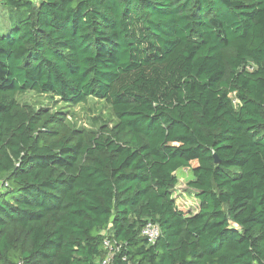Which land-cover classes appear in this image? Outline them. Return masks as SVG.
<instances>
[{"label":"trees","instance_id":"trees-1","mask_svg":"<svg viewBox=\"0 0 264 264\" xmlns=\"http://www.w3.org/2000/svg\"><path fill=\"white\" fill-rule=\"evenodd\" d=\"M106 239L113 264H264V0H0V264H102Z\"/></svg>","mask_w":264,"mask_h":264},{"label":"rangeland","instance_id":"rangeland-1","mask_svg":"<svg viewBox=\"0 0 264 264\" xmlns=\"http://www.w3.org/2000/svg\"><path fill=\"white\" fill-rule=\"evenodd\" d=\"M17 100L21 105L34 110L49 109L52 112H66L69 114V120L73 127L86 129L94 133H99L104 128H112L117 121L109 105L93 98L87 104L77 107H67L57 98L35 92L19 95ZM178 176L179 185L175 189V197L180 198L196 212L199 209L200 202L196 197V192L188 186L193 176L189 171H181Z\"/></svg>","mask_w":264,"mask_h":264},{"label":"built area","instance_id":"built-area-1","mask_svg":"<svg viewBox=\"0 0 264 264\" xmlns=\"http://www.w3.org/2000/svg\"><path fill=\"white\" fill-rule=\"evenodd\" d=\"M37 2L38 0H33ZM142 235L147 238L150 244H155L161 236L160 228L157 224L149 222L142 230ZM107 249V256L103 260L102 264H113L116 255L120 252L121 246L116 245L110 239H106L104 242ZM125 260V259H124Z\"/></svg>","mask_w":264,"mask_h":264}]
</instances>
